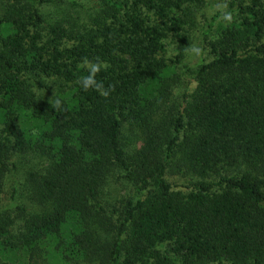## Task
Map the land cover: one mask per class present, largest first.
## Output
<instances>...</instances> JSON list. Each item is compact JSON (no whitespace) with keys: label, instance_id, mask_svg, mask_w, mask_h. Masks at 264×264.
I'll return each mask as SVG.
<instances>
[{"label":"trees","instance_id":"obj_1","mask_svg":"<svg viewBox=\"0 0 264 264\" xmlns=\"http://www.w3.org/2000/svg\"><path fill=\"white\" fill-rule=\"evenodd\" d=\"M89 1L83 27L0 0V264H264V0H218L194 62L163 41L211 0ZM84 59L108 65L107 97L82 88ZM173 166L200 180L169 183ZM112 177L130 194L106 211Z\"/></svg>","mask_w":264,"mask_h":264},{"label":"rangeland","instance_id":"obj_2","mask_svg":"<svg viewBox=\"0 0 264 264\" xmlns=\"http://www.w3.org/2000/svg\"><path fill=\"white\" fill-rule=\"evenodd\" d=\"M77 5H71L65 1L62 0H53V3L50 5L46 6V17L51 15V19L53 20L54 17L57 19L62 18L64 21L68 20V26L71 25L72 18L74 17L75 14H79V18L76 21V23L81 24L83 27L86 25L85 21H87V16L86 14L91 13V10H88L90 6H92V2L89 0H74ZM83 5V8H82ZM223 3L218 1V0H211L208 1L202 8L199 13L196 14L195 19L193 20V23L188 22L187 26L185 27V30L181 31L182 35L186 36V42L183 45H180L177 43V38L168 36L165 38L163 41V47H164V53L163 55L167 58H171L173 55H176L179 47L181 48L183 52L184 58L187 59L190 62L198 61L199 59L203 61H208L210 59V56L208 55V52L206 51L204 46L200 44L202 36H200V28L202 27L203 24V17L208 18L214 11H220L223 9ZM264 7V3H263ZM202 13V16H200ZM49 20L51 22L52 20ZM88 29V28H86ZM44 34V32L42 33ZM45 37V36H44ZM44 39V38H43ZM72 44V41L69 38H63L61 42H59L58 47L59 48H68ZM197 46L201 49L202 55L196 56L193 54L187 53L185 50L190 48L191 46ZM183 88L179 85H175L171 89L170 97L168 100V103H166V106H169L173 101L177 102L181 100V93H183ZM182 169H179L176 166H173L172 168H168L165 174V179L173 184V185H187L189 183H192L194 181H199V178H196L194 176H191L189 174H184L182 172ZM16 175L17 180L21 178L20 176V171H15L14 172ZM8 179L5 180L4 182V189H5V197L9 194L11 188L14 186L12 184V178L7 176ZM16 180V181H17ZM205 180H213L212 178H208ZM18 194L21 192L19 191L18 187ZM7 194V195H6ZM130 191L128 184L122 180H117L115 177L107 179V185L100 191L98 200L102 207L106 211H110L111 207L118 208L122 202L129 197ZM6 199H0V205H6ZM23 201V206H25V214H28L34 207L30 206L27 202ZM10 212L9 217L11 218L12 216L16 215L15 211L10 209V211L5 212V216L7 217L8 213ZM109 213V212H108ZM114 217V216H113ZM16 220L12 224L11 228L14 226L19 225L20 223V216L18 218H15ZM10 238V237H9ZM166 246L164 244H160L156 246V249L162 252ZM40 264V263H37ZM45 264V263H44ZM49 264H52L49 262Z\"/></svg>","mask_w":264,"mask_h":264},{"label":"clouds","instance_id":"obj_3","mask_svg":"<svg viewBox=\"0 0 264 264\" xmlns=\"http://www.w3.org/2000/svg\"><path fill=\"white\" fill-rule=\"evenodd\" d=\"M226 7V5H225ZM222 19H224L227 22H231L232 20V14L230 12L224 11ZM189 54H193L196 56L202 55L201 49L195 45L191 46L190 48L185 50ZM82 67L87 69L88 75L84 76L80 79L79 83L81 84L82 88L84 90L88 89H94L101 96L107 97L109 94V90H105L104 86L101 82H98L95 79L96 74L101 71L102 69H106L108 65L106 63H102L100 61L92 62L87 59H84L82 62ZM111 88V86H109ZM54 108H59V101H56L53 105Z\"/></svg>","mask_w":264,"mask_h":264}]
</instances>
